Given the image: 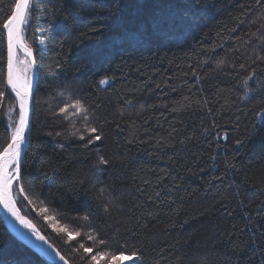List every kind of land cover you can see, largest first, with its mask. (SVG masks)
Masks as SVG:
<instances>
[{"label":"trees","instance_id":"trees-1","mask_svg":"<svg viewBox=\"0 0 264 264\" xmlns=\"http://www.w3.org/2000/svg\"><path fill=\"white\" fill-rule=\"evenodd\" d=\"M12 3L0 5V23ZM251 3L36 0L25 39L40 65L37 107L22 166L33 203L18 195L17 206L71 264H85L82 252L75 251L79 242L94 252L139 248L142 260L135 264H261L264 126L257 123L252 134L254 110L243 81L253 68L257 75L264 68V61L256 60L264 56V29L258 32L259 23H251L260 11L248 13ZM68 11L85 17L86 26L70 34L61 19ZM188 15L193 19L186 27ZM0 56L6 58V35L0 37ZM242 63L245 69L239 68ZM0 65L6 72L5 60ZM104 78L111 85H98ZM5 91L0 147L8 139V108L15 104L14 94ZM69 96L99 117L95 123L104 130L103 143L86 149L68 135L75 129L55 113ZM216 133H227V139L217 140ZM238 139L244 147L235 153ZM97 153L111 163L98 164ZM214 154L220 166L209 168ZM233 157L238 167L225 173L223 162ZM101 187L107 189L103 196ZM110 197L115 199L109 215L104 207ZM41 207L55 220H44ZM53 225L81 236L68 241ZM87 234L107 245H94ZM253 238L256 243H250ZM0 264L48 263L0 217Z\"/></svg>","mask_w":264,"mask_h":264},{"label":"snow or ice","instance_id":"snow-or-ice-1","mask_svg":"<svg viewBox=\"0 0 264 264\" xmlns=\"http://www.w3.org/2000/svg\"><path fill=\"white\" fill-rule=\"evenodd\" d=\"M36 0H14V3L9 5V13L0 23V37L6 35L7 39V55L6 58L0 56V60H5L6 72L4 71L5 65H0V105L3 104L6 89L10 90L15 97V104L8 108L9 121L7 125V142L0 147V207L10 216L21 228L27 230L36 241L39 242L38 247L41 253L48 257L52 264H56L57 261L62 264H69L65 255H62L45 237L41 234V231L37 228L36 224L33 223L26 215L21 213V209L17 206L19 201L17 196H22L24 200L32 204L33 201L26 193L23 184V163L27 153V148L30 143V134L32 131V118L30 113L34 112L37 104L34 100V93L36 92V75L40 69V65L37 63L36 58L33 55V48L26 42L25 33L29 25L32 13L34 10V4ZM5 0H0V5H3ZM69 8L74 5H68ZM259 9V14L255 19L251 21L253 25L257 27V31L261 32L264 29V0H252V3L247 6V12L251 13L254 10ZM55 15L53 19H55ZM61 19L66 22L64 27L68 28L70 34L75 31L78 27L83 28L86 26V18L80 15L74 14L72 11H68L67 15H62ZM243 23V20H241ZM98 31V29H93ZM233 29L232 31H235ZM39 31V29H38ZM83 35L82 32L78 33ZM43 43V40L40 41ZM261 44L264 45V32H261ZM23 53L21 58L20 53ZM256 60L264 61V56H257ZM206 63V62H205ZM255 63V61H253ZM224 62L221 61L216 65L217 69L223 66ZM59 67V64L57 65ZM235 67V66H234ZM240 69H245V64L239 65ZM231 75V73H226ZM193 75L196 76V72L193 71ZM200 79L199 76H196ZM249 81H253V85L249 84ZM112 81L109 78L99 80L98 85L108 86L111 85ZM243 86L247 89L245 98L249 101L253 108V120L256 122L253 124L252 134L256 131L257 123L264 126V68L260 69V75H257L256 69L253 68L251 73L244 79ZM159 87V85H157ZM251 93V95H248ZM64 95L63 92L60 93ZM129 105L132 103L131 100L126 101ZM259 105V107H257ZM99 108V105H96ZM18 109L17 118H12V113ZM209 113L212 109H208ZM55 115L59 116L63 121H68L69 126L75 131L69 132V136H75L78 140L83 141V147L89 148V146L97 143H103L105 136L102 127L96 126V121L99 117L94 112H91L89 107L85 106V103L79 98H71L63 102V106L58 108V112ZM122 115V113H121ZM74 118H79L82 124V128H76ZM119 128V124L116 125ZM213 128L219 127V125L213 124ZM51 135V133H49ZM57 137L62 136V133L56 132ZM215 138L217 140L223 138L227 139V133L223 134L216 133ZM249 139L251 136L248 137ZM131 143V141H129ZM234 152L239 151L244 147V140H236L234 142ZM233 160L225 159L223 162V168L225 173L229 170H236L237 164ZM209 168L219 167L217 155H212L210 158ZM97 163L100 165H109L111 161L105 158L104 155L97 153ZM200 171H205L201 168ZM213 179H223V177L214 176ZM250 177L246 176V180ZM211 183V182H209ZM175 188H179L180 185H174ZM171 190V189H170ZM107 192L105 187L99 189V193L103 196ZM156 196L159 197L160 193L157 192ZM114 197H110L107 206L104 207V211L110 215V208L114 206L112 200ZM241 204L243 202L241 201ZM246 207V206H245ZM258 207H264V202H261ZM39 212L42 218L46 221L55 220L54 216L48 215L49 209L47 207H41ZM231 214V213H229ZM244 215L249 216L248 212ZM88 220V216L83 218ZM58 223V221L56 222ZM54 230L57 233H65L68 241H73L77 237L81 236L79 231L73 233L68 231L64 227H56L53 225ZM130 232L131 229H128ZM264 238V237H262ZM86 239L93 241L94 245H107L106 239H98L97 236L87 234ZM250 243H256L255 238L250 240ZM76 252H82L80 260L84 261L85 264H126V262H132L142 260V252L139 248L133 249L130 252H126L123 249L109 250H97L94 252L93 247L86 246L83 242L78 243V247L75 248ZM255 254V251L254 253ZM261 264H264V252L261 254Z\"/></svg>","mask_w":264,"mask_h":264},{"label":"water","instance_id":"water-1","mask_svg":"<svg viewBox=\"0 0 264 264\" xmlns=\"http://www.w3.org/2000/svg\"><path fill=\"white\" fill-rule=\"evenodd\" d=\"M6 55H7V39H6ZM37 79V75H36ZM30 116L32 118V113H30ZM31 135V134H30ZM0 217L4 222V225L7 227V229L22 243L27 245L29 248H31L33 251H35L42 259H44L48 264H52L50 259L46 256H44L39 247V242L35 240L34 237L31 236L30 233L27 232L25 229H21L19 225L10 217L8 214L4 211L2 207H0ZM38 228V227H37ZM41 234H43L41 232ZM44 235V234H43ZM46 237V236H45ZM49 241V240H48ZM50 242V241H49ZM51 243V242H50ZM52 244V243H51ZM53 245V244H52ZM54 246V245H53ZM55 247V246H54ZM56 248V247H55ZM57 249V248H56ZM58 250V249H57ZM62 254V253H61ZM63 255V254H62ZM67 259V258H66ZM68 260V259H67ZM69 261V260H68ZM56 264H62V262L57 261ZM69 264L70 261H69Z\"/></svg>","mask_w":264,"mask_h":264},{"label":"rangeland","instance_id":"rangeland-1","mask_svg":"<svg viewBox=\"0 0 264 264\" xmlns=\"http://www.w3.org/2000/svg\"><path fill=\"white\" fill-rule=\"evenodd\" d=\"M196 11L199 13V10H196ZM191 17H192L191 15H188V18H189V19L187 20V22L184 23L183 26H186V27H187V24H189V22H191L192 19H193V18H191ZM195 20H196V18H194V21H195ZM186 29H187V28H186ZM20 56H21V58H23V54H22V53H20ZM11 115H12V118L14 119V117H13V113H12ZM8 118H9V115H8ZM101 263L104 264L103 261H101ZM127 263H132V262L129 261V262H126V264H127Z\"/></svg>","mask_w":264,"mask_h":264},{"label":"bare ground","instance_id":"bare-ground-1","mask_svg":"<svg viewBox=\"0 0 264 264\" xmlns=\"http://www.w3.org/2000/svg\"><path fill=\"white\" fill-rule=\"evenodd\" d=\"M22 53V52H21ZM23 54V53H22ZM20 227V226H19ZM21 228V227H20ZM21 229H23V228H21Z\"/></svg>","mask_w":264,"mask_h":264}]
</instances>
